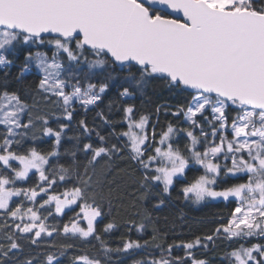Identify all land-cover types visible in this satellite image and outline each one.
<instances>
[{
    "label": "snow or ice",
    "instance_id": "6c2138e0",
    "mask_svg": "<svg viewBox=\"0 0 264 264\" xmlns=\"http://www.w3.org/2000/svg\"><path fill=\"white\" fill-rule=\"evenodd\" d=\"M180 204L223 209L184 238ZM218 242L264 264V0H0V264H213Z\"/></svg>",
    "mask_w": 264,
    "mask_h": 264
},
{
    "label": "trees",
    "instance_id": "16d2710c",
    "mask_svg": "<svg viewBox=\"0 0 264 264\" xmlns=\"http://www.w3.org/2000/svg\"><path fill=\"white\" fill-rule=\"evenodd\" d=\"M157 97L161 102L167 100L169 102H175L176 97L171 96L166 90L161 87H157L156 95L153 96V100H156ZM139 103V101L137 102ZM151 107V105H147ZM93 114L88 115V119L91 120ZM179 208H183L184 219H177L175 221L174 231L178 234H182L184 238H191L194 235L200 234L207 230V227L210 226L209 221L213 214L223 209L222 205L209 204L208 206H188L184 207L182 204L178 205ZM178 209L165 210L163 213H158L159 215H166L169 211L175 213ZM123 231V229H121ZM120 232L113 234L108 239L115 244L119 241ZM218 247L210 251L207 255L212 259L213 264H220V257L222 253L226 250L225 245L219 244Z\"/></svg>",
    "mask_w": 264,
    "mask_h": 264
}]
</instances>
